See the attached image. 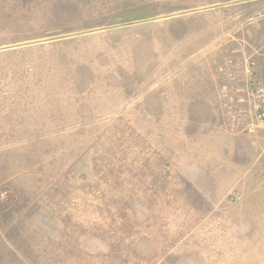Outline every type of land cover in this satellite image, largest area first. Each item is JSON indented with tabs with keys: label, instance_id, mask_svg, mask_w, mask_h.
<instances>
[{
	"label": "rangeland",
	"instance_id": "374dc122",
	"mask_svg": "<svg viewBox=\"0 0 264 264\" xmlns=\"http://www.w3.org/2000/svg\"><path fill=\"white\" fill-rule=\"evenodd\" d=\"M233 1L0 0V264H264V0Z\"/></svg>",
	"mask_w": 264,
	"mask_h": 264
},
{
	"label": "water",
	"instance_id": "95a60500",
	"mask_svg": "<svg viewBox=\"0 0 264 264\" xmlns=\"http://www.w3.org/2000/svg\"><path fill=\"white\" fill-rule=\"evenodd\" d=\"M247 1H250V0H236V1H233V2H231V3H229V4H232V3H241V2H247ZM212 7H215V6H211V7H209V8H212ZM207 8H208V7H207ZM197 10H202V9H195V10H190V11L178 12V13H173V14H169V15H164V16H160V17H155V18H151V19H147V20L136 21V22H134V24H136V23L148 22V21H154V20H159V19L170 18V17H174V16H178V15H181V14L187 13V12H194V11H197ZM124 25H125V24L117 25V26H112V27H107V28H99V29L90 30V31H87V32H84V33H89V32H94V31H99V30H104V29H110V28L120 27V26H124ZM78 34H82V33L62 35V36H58V37H54V38H49V39L41 40V41H38V42L49 41V40H55V39H62V38H67V37L75 36V35H78ZM29 44H30V43H29Z\"/></svg>",
	"mask_w": 264,
	"mask_h": 264
},
{
	"label": "built area",
	"instance_id": "2783aa9c",
	"mask_svg": "<svg viewBox=\"0 0 264 264\" xmlns=\"http://www.w3.org/2000/svg\"><path fill=\"white\" fill-rule=\"evenodd\" d=\"M261 96H263L260 104L258 105V110H259V116L262 120H264V94H262Z\"/></svg>",
	"mask_w": 264,
	"mask_h": 264
}]
</instances>
